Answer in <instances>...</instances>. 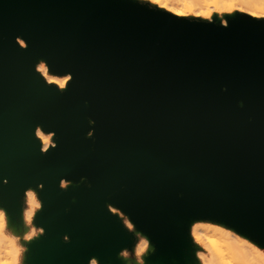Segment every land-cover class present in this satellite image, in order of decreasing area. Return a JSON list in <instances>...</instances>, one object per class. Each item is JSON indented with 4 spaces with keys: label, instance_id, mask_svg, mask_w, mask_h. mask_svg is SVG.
I'll return each mask as SVG.
<instances>
[{
    "label": "water",
    "instance_id": "obj_1",
    "mask_svg": "<svg viewBox=\"0 0 264 264\" xmlns=\"http://www.w3.org/2000/svg\"><path fill=\"white\" fill-rule=\"evenodd\" d=\"M39 59L71 74L65 91ZM39 126L55 133L46 154ZM28 187L44 228L30 264H122L135 233L109 205L164 264H189L200 218L264 246V20H192L136 0H0V204L16 218Z\"/></svg>",
    "mask_w": 264,
    "mask_h": 264
},
{
    "label": "rangeland",
    "instance_id": "obj_2",
    "mask_svg": "<svg viewBox=\"0 0 264 264\" xmlns=\"http://www.w3.org/2000/svg\"><path fill=\"white\" fill-rule=\"evenodd\" d=\"M145 4H148L154 8L161 9L168 11V7L172 6L178 9H181L185 14L184 18L192 19V20H202V21H216L221 24H227L228 20L232 17H235L240 14H246L247 12L242 9V6L244 7H251V8H258L262 11H264V0H228V3H232L234 5V11H227L226 13H219L213 10V3L215 0H158L157 3H152L150 0H136ZM165 5L167 7H165ZM170 12V11H168ZM171 13V12H170ZM217 13V14H216ZM257 19H262L264 20L263 16H260ZM65 91V90H64ZM66 186L69 184L65 183ZM26 195H24L25 197ZM23 208L26 210L27 209V204H26V198L24 199L23 202ZM116 211L118 212V216L122 219L124 225L127 227L129 231L132 233H135V243L131 248L124 249L123 251L120 252V255L118 256V259L122 261V264H140V261L143 260L144 264H146V259L145 257L150 253V251L153 249L154 245L151 243H148V249L147 251L142 255H138V248L139 245L142 241L144 240L143 234L138 232L137 228L134 226L132 222V227H129L130 220L129 218L123 214L120 209L114 207ZM111 210V209H110ZM40 211V209H39ZM38 211V212H39ZM112 212V211H111ZM113 213V212H112ZM115 214V213H114ZM117 215V214H116ZM23 220L25 221V227H26V232L23 231L22 234H16L13 228L8 225L7 223L4 222V230H3V235L8 236L10 239L11 238H18L19 239V244L22 245L26 251L23 253L21 257V264H30V261L28 260V248L25 245L27 240H25L23 237L31 231V227H34L37 229V236L34 237L33 239L40 238V236L43 234L42 229L36 225V219L33 218L32 225L29 226L26 223L25 219V214L22 215ZM203 221L207 223H214L216 224V221H210L208 219H203ZM190 228V227H189ZM203 236V235H202ZM204 237L207 238V240H216L218 244L221 246L222 251L226 254L224 256V259H232L229 256V249H227V242L220 238L219 236H213L211 235H204ZM190 238L192 241V250H191V258L192 260L189 262V264H202L201 260L198 257V253L206 252L207 250L198 242L195 241L191 230H190ZM207 242V241H206ZM3 243L2 237H0V244ZM127 253V255H123V253ZM213 253H215V249H213ZM213 253H208L210 256L213 255ZM153 254V253H152ZM218 256V254H217ZM93 260L96 261V264H101V262L98 259L93 258ZM92 260V261H93ZM91 261V262H92ZM91 262L89 264H91ZM108 264V263H107Z\"/></svg>",
    "mask_w": 264,
    "mask_h": 264
},
{
    "label": "bare ground",
    "instance_id": "obj_3",
    "mask_svg": "<svg viewBox=\"0 0 264 264\" xmlns=\"http://www.w3.org/2000/svg\"><path fill=\"white\" fill-rule=\"evenodd\" d=\"M212 3L214 4L212 9L213 10L215 9V11H217L219 13L224 14L229 10L234 11V5L232 3H228V0H215ZM242 9L247 12L246 13L247 15H250L254 18H259L260 16L264 17V11H262L258 8L244 7V5H243ZM168 11H170L174 15H177L181 18H184V15L183 16L178 15V13L183 12L181 9L170 6V7H168ZM253 13H254V15H253ZM21 44L23 46H26V44L22 40H21ZM42 63H43V67L48 70V77L56 79V78H67L70 76L72 79L71 74L60 75V74L52 73L49 70L45 60L39 59V61L37 63V71L46 81H47V78H45L44 74L42 72H40V70H39V66ZM53 85H55V84H53ZM68 85H69V83H68ZM68 85H67L66 89L68 88ZM56 86H58V85H56ZM46 135H52L53 136V143L56 144L55 140H54L55 133L54 132H45L44 129L41 126H39L37 128V137L40 140L41 144H42V140L40 139V137L46 136ZM64 183H65V181H63V183H62L63 187H67L66 184H64ZM28 190H32L36 193L38 202L41 203L40 209H42L43 202L39 197L38 190L33 188V187H28L27 190L25 191V194ZM25 198H26V196H25ZM109 208L111 209V211L113 213L118 215V212L116 211L114 206L109 205ZM0 210H2L4 212V222L7 223L8 225H10L16 234L20 235L23 233V231L26 232V227H25L26 224L22 218L23 217L22 215L25 214V211H26L24 208H23L22 213H21L19 218H16L15 216H13L10 213L9 209L7 207L1 205V204H0ZM38 211H39V209L36 211L34 218L37 217ZM203 219H205V218L192 220L191 223L189 224V227H190V230H191V233H192L194 239H195V236L197 234L203 235V236L204 235H211V234L213 236H219L220 238L224 239L228 243L227 244V249H229L228 254L232 259H236L238 261H247L248 264H264V255H261L262 253H264V246L263 245L254 241L248 235H246L242 232H239L236 229H234L233 227L227 225L225 222H221V221H217V220H213V219H208L210 221H216V224H214V223H207V222L203 221ZM129 224L132 225L131 220H130ZM37 226H39V225H37ZM39 227L42 229V232L44 233V228L41 226H39ZM197 229H199L198 233H197ZM217 229H219V231H216ZM142 234L144 236V240H146L147 243H151L150 237L144 233H142ZM37 239H39V238L32 239L31 241H27L25 244L28 248V260H29L30 245ZM153 252H154V247L150 251V253L145 257L146 264H164L162 261H158L153 256V254H152ZM108 264H115V263L110 261V262H108ZM172 264H180V263L175 258H173Z\"/></svg>",
    "mask_w": 264,
    "mask_h": 264
},
{
    "label": "clouds",
    "instance_id": "obj_4",
    "mask_svg": "<svg viewBox=\"0 0 264 264\" xmlns=\"http://www.w3.org/2000/svg\"><path fill=\"white\" fill-rule=\"evenodd\" d=\"M150 2L157 3L158 0H150ZM42 66L43 63L39 66V70ZM44 77L47 78V82L49 84L58 85L61 91L66 89L69 81L71 80L70 76L67 78L53 79L51 77H48V74H44ZM40 139L42 140L41 151L43 154L48 153L50 148L56 147V145L53 143L52 135L41 136ZM25 195L26 204L28 206L25 211V219L27 225L31 226L36 211L41 208V203L38 202L37 195L34 191L28 190ZM4 227V212L0 210V237H2L3 240V243L0 244V264H21V257L26 251V249L19 244L18 238L14 237L10 239L8 236H4ZM37 234V229L31 227V231L27 233L23 238L27 241H31L34 237L37 236ZM195 241L201 244L207 250L206 252L198 253V257L201 260L202 264H248L247 261H238L236 259H224V256L226 254L222 251L221 246L216 240H207L206 237L198 234L195 236ZM147 249V241H142L138 248V255L142 256L147 251ZM213 249H215V253H213ZM208 253H213V255L210 256ZM123 255L126 256L127 253L125 252L123 253ZM261 255H264V253H262ZM91 264H96V261L93 260ZM140 264H144L143 260L140 261Z\"/></svg>",
    "mask_w": 264,
    "mask_h": 264
},
{
    "label": "snow or ice",
    "instance_id": "obj_5",
    "mask_svg": "<svg viewBox=\"0 0 264 264\" xmlns=\"http://www.w3.org/2000/svg\"><path fill=\"white\" fill-rule=\"evenodd\" d=\"M165 7H166V5H165ZM185 13H183V12H180V13H178V15H181V16H183ZM253 15H254V13H253ZM41 72H43L44 74H48V70L46 69V68H44L43 66L41 67ZM129 227L131 228L132 227V225L131 224H129ZM217 231H219V229H217ZM199 232V229H197V233ZM198 235V234H197ZM251 246V245H250Z\"/></svg>",
    "mask_w": 264,
    "mask_h": 264
}]
</instances>
